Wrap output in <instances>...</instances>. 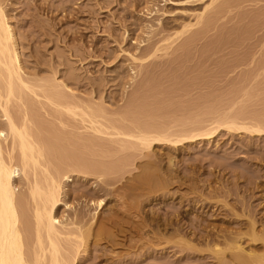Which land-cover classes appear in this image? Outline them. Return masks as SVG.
I'll list each match as a JSON object with an SVG mask.
<instances>
[{"label":"rangeland","instance_id":"obj_1","mask_svg":"<svg viewBox=\"0 0 264 264\" xmlns=\"http://www.w3.org/2000/svg\"><path fill=\"white\" fill-rule=\"evenodd\" d=\"M213 1L195 4L196 0H189L191 5L187 6H172L164 0H0V3H4L20 37L21 53L28 66L26 72H35V65L29 64L32 60L29 54L43 62L39 67L44 69H48L46 61L45 64L54 67L59 61L60 64L70 61L69 66L81 83L71 85L74 95L85 104H92L95 111L102 109L103 123L109 121L108 125L116 126L125 119L121 122L123 127L121 124L119 127L129 128L139 122L146 127L156 125L182 131L192 128L191 122L215 118L230 109L232 115L248 121L264 114V0ZM204 7L209 9L202 25L184 36H176L186 24L198 22ZM124 37L127 41L122 43ZM131 40L137 43L136 47L141 46L137 55L143 58L153 48L160 51L154 59L135 64L120 53V49L134 46H130ZM71 46L82 47L85 61L72 54L70 58ZM94 46L101 53L91 52ZM145 49L148 50L144 52ZM53 58L57 60L55 65ZM42 77L53 76L47 72ZM39 113L40 122L47 125H42L46 132L50 127L54 130L51 129L52 141L56 143L60 138L59 144H53L62 147L66 160L75 152L82 154L84 166L92 162L94 168L99 164L98 171L109 175L99 180L98 175L70 173V179L64 181L62 199L72 206L69 213L85 214L94 222L92 229H104L97 247L91 239L78 264H239L230 255L219 263L212 254L214 248L196 238L200 233L204 235L200 230L206 227L209 230V226L226 230L236 227L228 223L234 217L225 214V209L222 212L214 209L216 204L223 207L224 202L231 207L236 205L239 218L234 220H240V215L246 213L243 216L250 221L255 214L260 239H264L263 138L224 129L212 141L197 140L177 147L156 145L153 150L141 153L132 148L121 151L109 137L94 135L99 137L95 138L97 143L94 139L91 142V132H86L80 122L70 120L71 128L62 127L60 132L58 122L51 120L54 117L46 116L42 110ZM41 115L48 120L40 118ZM76 125L77 132L73 129ZM55 128L60 132L58 135ZM72 135L74 139L82 136L81 141L77 139L82 146L72 147ZM168 154L173 158L171 166L166 159ZM78 155L76 160L80 159ZM100 165L107 168L99 169ZM111 167L110 175L106 171ZM16 184L23 192L21 178ZM101 200L106 205L100 211L96 205ZM64 208L60 216L68 214ZM30 211L24 215L28 231L33 228ZM248 219L242 218V222L249 224ZM242 230L244 233L248 228ZM184 239L191 241L197 251L186 250L181 244ZM261 241L258 254L264 253ZM242 243L249 251L252 243L248 239Z\"/></svg>","mask_w":264,"mask_h":264},{"label":"bare ground","instance_id":"obj_2","mask_svg":"<svg viewBox=\"0 0 264 264\" xmlns=\"http://www.w3.org/2000/svg\"><path fill=\"white\" fill-rule=\"evenodd\" d=\"M164 1L172 6L191 5V3H188L189 0L188 2L186 0ZM215 1H213V3ZM198 2L200 3L202 0H196L194 3L196 4ZM207 9L209 8L204 7V11L198 15V22L196 24L188 26H186V24L180 34L178 33L176 36H184L196 28L197 25H202L201 22H203ZM125 37L122 40V43L127 41ZM19 39L20 37H18V34L15 31L11 18L4 9V3H0V118L2 123V125H0V264H78L80 254L87 251L89 241L92 239V242L94 243L93 245L97 247V242L102 237L101 233L104 230L103 228L98 229L97 231L92 229V224L94 222L93 220L90 221L85 214L75 215V213H69L68 210L71 209L72 206L69 205V203H65L62 196L64 194V181L70 179L68 176L70 173H82L85 176L98 175V178H100L99 180L103 179V177L106 178L107 174L105 175V171H98L97 166L99 164L95 166V163L97 162H94L95 165L92 164L93 167L95 166L94 168L90 165L92 162L89 166H84L86 162L80 158V155L82 154L78 155L79 153H77L79 156L78 158H80L79 160H76V152L74 154L75 156L72 155L71 158H67L66 160V158H64L65 155L63 156V150H61L62 147L55 145L60 143L58 142L60 141V138L58 141L55 139L56 143L55 141H52L54 140L53 128L49 126L50 128H47L48 130L46 132V128L42 127L45 121L43 124L41 123L43 121L40 122L39 114L41 113H39V110L44 111L46 116H52L55 118H51V120L53 119V122H58V125L61 126L59 128L57 126L58 130L62 127L66 130V128L69 127L70 123L68 121L70 120L76 121L78 124L80 122L83 124L84 127H82L86 132H91L90 136L93 138L88 136V138H91V142H94L92 141L94 139V143H97L96 140L100 136L109 137L111 140H114V142L116 141L117 146L121 148V151L122 149L127 150L128 148L130 150L132 148L133 150L135 149V151L139 150L141 153L144 150H153L156 145L170 144L177 147L180 145L183 146V144L185 145L187 142L189 143L197 140L201 141L207 139V141H209L216 136L218 137L224 129L238 134L245 133L250 135V137H257L259 139L263 138L264 140V114L260 116L258 115V117L256 116L257 118L248 121L249 119L247 120V118H245V120L243 118L242 120L239 118V115H232L233 110L231 111V109L228 113L223 115H215V118H204L205 120L201 119L203 121H195V124H193L194 122H191L190 126H192V128L189 127L190 129L186 128L187 130H184L183 126H181V128H183H180L182 131H178V128L175 130L174 127L157 128L156 125L155 128L152 127V125L151 127H146L147 125H140L137 120H131L138 123L132 124L133 122H131L132 126L127 125L129 128H122L123 125L121 122L125 120L123 118V120L120 123H117L116 126L114 123V125L112 123H109L111 125H108L107 123L109 121L107 123L104 121L105 123H103V121L100 120L102 119L101 114L104 113L102 112V109H97L95 111L96 108L94 109L92 104H85L74 95V90L71 89V85L74 87L78 83H81L78 74L74 72L73 67L71 68L69 66L68 62L70 61L64 59L66 61H64L63 64H60L61 61H59V63L53 58L52 62L54 65L57 62V67L56 65L54 67L51 63L49 65L48 63L45 64L46 61L44 62V65H47L48 69H44L39 67L43 62L41 63L39 59H36L37 57L34 58V54H29L28 57L30 59H35L33 61L30 60L31 63H29L35 65V72L30 74L26 72L28 66L23 59L24 55L21 53V43ZM169 39H166V42ZM130 43L128 42L127 44L134 46H131L132 48L129 47V50L120 49V53L129 57V59L135 64L139 62L141 65L144 64L146 60H150V58L154 59L156 54L160 51L159 48H153V50H150L151 52H149V55H147L148 57L143 58L142 55H137L141 46L138 45V47H136L137 43L132 40ZM155 45L156 44H153V46ZM150 47H152V45ZM150 47L147 48L150 49ZM71 48L73 49L69 50L70 58L75 55L84 58L83 60L85 61V51L81 49L82 47L75 49L71 46ZM148 49H145L144 52ZM92 51L97 54L100 52L98 47L96 48L95 46L91 52ZM81 52L82 55H79ZM94 56L96 57V55ZM90 57H93L92 54ZM82 58H80V60ZM60 67H63V69ZM47 72L53 77H50L49 79H46L47 77H42ZM42 114L44 115V113ZM40 118L44 117L41 115ZM118 125L122 127H119ZM185 125L184 127H186ZM46 126L45 123V127ZM77 127L73 128L76 132L79 131V127ZM51 129L53 132H51ZM59 131L56 130L55 133L58 135L61 132ZM47 133H50V135L52 134V138L49 137V134L46 136ZM72 134L74 135V133ZM42 135L47 138L42 137ZM57 135L56 137H58ZM60 135L62 136V134ZM73 135L72 139H74ZM94 135H98L99 137L96 136L97 139H95L96 137H94ZM63 137L64 136H62V138ZM80 137L82 136H78V138L76 137L74 139L75 143L72 142L74 144L72 147L75 146L76 148L81 145L78 143L82 139ZM79 138L80 140L78 141L77 139ZM88 141L86 143H88ZM91 142L89 143L92 145ZM65 149L66 147L64 150ZM64 153L67 154L66 150ZM69 154L68 157H70ZM68 159L71 160L68 161ZM166 159L171 166L173 163L172 156H169L168 154L166 155ZM80 160H82V162ZM83 162L84 164H82ZM101 167H103L102 169L107 168V166L100 165L99 169ZM110 169L112 170V167L109 168L106 173L109 171L111 175ZM20 178L23 185V192H20L16 184L17 179L19 180ZM257 184L258 183H256V185ZM259 186L260 185L258 184L257 187ZM108 191L110 192L112 190L108 189ZM204 202L206 203L207 201L205 200ZM92 203L94 202L92 201ZM218 203L220 204L219 201ZM207 204L204 206L207 207ZM105 205L104 201L101 200L97 203L96 207L101 211ZM63 206L65 207L64 210L68 211V214L60 216V211H62L61 209ZM204 206L202 205V207ZM215 208L220 211L225 209V214L232 215L234 219L239 218V215L234 209L236 208V205L234 207L232 205L231 207L230 204L228 205L224 202L223 207L216 204V206H214V209ZM226 208L229 210L226 211ZM29 210H31L30 213L32 214V218L30 219H33V225L31 224V227H33L31 229L33 230L30 229V231L27 230L26 223L24 222V215ZM243 215H246V213ZM243 215H240V220H234L232 218L233 221L228 222L232 226L235 224V228L238 226L237 229H240L239 231L234 227H232L234 230H229V228L226 230L227 228L218 229L219 227L217 228L215 226L211 228L212 226H209V230L208 227L200 230V232H204V235L200 233L199 237L198 235L196 236L199 241L204 240L208 245L214 248L212 254H214V258L218 260L219 263H224L227 256L230 255V258L235 262L237 261L239 264H264V253H257V249H259V240L264 241V239H260V236H262L260 235L261 231L259 234L256 227L258 226L255 221L257 218L254 217V214L253 217L255 219L250 217L249 221V217L246 216L247 218H244L245 216ZM242 218L243 220L248 219L247 221H249V224H247V222H242ZM111 221L112 220L110 219V222ZM28 224L30 223L28 222ZM245 224L248 226H245ZM246 227L248 228L247 232H241V229L243 228L244 230ZM181 231L182 228H179L177 232L180 233ZM244 239H248L252 244L254 243V246L251 244L249 251L243 246L242 240L244 241ZM181 244H184L186 250L187 248L188 250L189 248H194L192 250L197 251V248L192 245L191 241L184 239L181 241Z\"/></svg>","mask_w":264,"mask_h":264}]
</instances>
